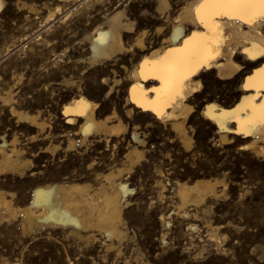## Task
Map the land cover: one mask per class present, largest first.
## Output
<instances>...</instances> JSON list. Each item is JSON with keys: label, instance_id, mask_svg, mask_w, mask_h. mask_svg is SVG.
Masks as SVG:
<instances>
[{"label": "rangeland", "instance_id": "374dc122", "mask_svg": "<svg viewBox=\"0 0 264 264\" xmlns=\"http://www.w3.org/2000/svg\"><path fill=\"white\" fill-rule=\"evenodd\" d=\"M1 1L0 93L13 89L14 93L11 92L17 99L13 105L33 113L40 110L41 118L46 123L43 130L39 131L35 127H28L14 119L11 105L0 101V138L4 134L7 139L16 135L17 146L19 144L18 147L23 149L22 155L29 159L21 172H0V189L8 197L13 193L14 205L23 206L31 201L33 189L38 184L66 180V177L90 180L91 184H95L96 173L106 171L112 165H120L124 151L133 143L132 128L135 124L138 126L139 138L146 141L141 146L144 148V159L135 164L131 172H124L122 176L131 192L126 195L128 204L123 208L127 235L120 245L98 230L90 231L94 236L85 238L83 232L80 236L70 225L50 226L40 223L41 226L34 222L23 226L20 214L9 216L3 212L4 216L0 218V264H136V261L139 264L144 261L145 264H264V159L237 148L244 141L241 134H237L231 144H218L215 140L218 138L216 125L208 119L204 120L201 113L204 104L211 101L226 107L236 104L241 94L236 84L244 79L246 71L251 68L243 62L246 67L234 81L218 79L212 69L202 70L199 76L202 88L191 100L196 111L188 122V131H191L194 139L188 150L170 130L168 122L158 121L152 111H141L134 104V116L123 117L127 123L125 133L104 138L93 133L80 145L78 140L81 132L78 127L81 120L73 125L68 124L61 112L62 104L72 92L60 85L59 92L65 95L60 96L49 89V84L48 90H44L41 84H34L31 79L39 72V64L53 55H62V60L71 54L87 55V42L79 41L83 31L122 5H129L126 12L135 21L136 30L143 28L147 31L146 43H158L161 35L156 33V29L161 17L153 12L155 0H113L99 10L90 9L88 18L84 13L87 8L85 1L89 0ZM22 2L26 6L20 5ZM171 3L172 7L178 5L177 0H171ZM56 4L62 5L58 15L47 21L49 9ZM27 6H33L32 10ZM132 38L127 37L126 42L130 43ZM70 42L77 45L76 49L68 47ZM27 57L31 59L27 60ZM130 58H133L132 55L126 53L127 61ZM239 61L242 62V59L239 58ZM49 66L52 64L49 63ZM118 66L117 74L123 76ZM69 67L76 70V67L62 63V68ZM93 70L90 68L89 71ZM82 74L84 72L73 75V78L77 80L83 77L88 86L86 93L98 101L101 115L109 113L113 106L124 115L127 83L116 86L108 94L106 86L101 88L96 85L102 73L93 71L86 76ZM32 135L35 138L31 141ZM69 137L76 141L72 150L67 149ZM53 143L59 145L54 153L41 151L47 145L52 147ZM88 162L94 165L87 168ZM199 176L223 179L225 187L219 184L216 195L201 200V203H188L185 209L189 214L186 217L178 209L175 184ZM158 179L164 183L165 190L156 183ZM195 211L196 217H193ZM161 214L164 217L170 214L166 218V221L170 220L168 225L160 219ZM190 223L196 225L195 230L189 227ZM212 232L216 238L210 237ZM163 234L164 240H160ZM110 241L113 245L106 246ZM117 248L122 252L119 253ZM127 257L128 261L125 262Z\"/></svg>", "mask_w": 264, "mask_h": 264}, {"label": "bare ground", "instance_id": "6f19581e", "mask_svg": "<svg viewBox=\"0 0 264 264\" xmlns=\"http://www.w3.org/2000/svg\"><path fill=\"white\" fill-rule=\"evenodd\" d=\"M103 1L106 2L103 3ZM112 1H85V8L87 7L85 17L88 18L90 15V9L99 10ZM177 2L178 5L172 7L171 0H155L153 12L161 17V23L156 29V33L161 35L158 43L155 41L146 43L147 31L143 28L136 30L135 21L126 12V7L129 5H122L110 13L105 15L103 13L102 19L92 23L83 31L82 36L79 35L80 38L77 37L79 41L87 42V55L71 54L63 60L60 58L62 55H53L46 61L44 60L45 62L43 61L41 65L39 64L41 68L38 69L39 72L35 78L31 79V82L41 84L44 90H48L49 84V89L58 92L60 96H65L59 92L60 85L66 86V90L72 92L69 99L62 104L61 112L68 124L73 125L78 123L79 119L81 120L78 127L81 132V138L78 140L80 145L85 143L87 137L93 133L103 135V138L125 133L127 123L124 122L123 117L132 118L134 116L135 108L132 106L134 104L139 106L141 111H152L158 121L168 122L170 130L178 137L181 145L188 150L194 140L191 131H188V122L196 111L191 100L202 88V81L199 78L202 70L212 69L218 79L234 81L238 73L248 66L251 70H247L244 79L236 84L237 90L241 92L238 102L232 106L227 104L229 107H226L211 101L204 104L201 113L204 120L208 119L216 125L218 138L215 140L218 144H231L235 141L236 135L241 134L244 141L239 143L237 148L256 158L264 159V16L245 13V18L241 19L231 14L215 15L214 13L218 11L231 10L211 6L201 7L203 0H177ZM1 5L0 0V7ZM20 5L26 6V3L22 2ZM27 7L31 10L33 8V6ZM53 7L48 8L47 21L48 18L52 19L56 16L62 5L56 4ZM59 19L62 20V18ZM127 37H133L130 43L126 42ZM72 42L68 47L76 49L77 45ZM126 53H130L133 58L127 61ZM26 59H31V57ZM243 62L246 66L242 64ZM49 63L52 66H49ZM62 63L72 65L76 67V70L70 67L64 69ZM117 65H119V71L124 73L123 76H118ZM87 66L88 68L84 69ZM90 68L103 74L96 85L101 88L106 86L108 94H111L116 86L127 83L123 102L124 115H121L113 105L109 113L101 115L98 110V101L91 99L86 93L88 86L83 77L77 80L73 78V75H81L84 72L86 76L93 72L89 71ZM12 90L9 88L0 93L1 103L11 105V114L17 121L25 123L28 127H35L38 131L43 130L46 123L41 118V111L33 113L16 108L13 103L17 99H14ZM137 128L136 124L132 128L133 143L128 149L126 148L127 150L125 149L123 160L119 159L120 165H112L103 172L97 171L95 184H91L90 180L80 181L71 177H66V180L38 184L33 189L31 201L23 206L14 205L13 193L8 197L0 189V218L4 216L2 213L6 212L9 216L20 214L23 226L32 225L34 222H38L41 226L40 223L50 226L70 225L80 236L83 232L86 235L85 238L94 236V233L90 234V231L96 230L97 232L98 230L108 239H115L120 245L127 235L123 208L128 204L126 195L131 192L122 176L124 172H131L133 166L145 156L144 148H141L144 140L139 138ZM190 128L193 131V127L190 126ZM34 138L35 135H32L31 141ZM0 140V172H21L29 159L22 155L23 149L18 147L19 144L17 146V136L13 134L11 139H7L4 134ZM75 143V139L69 137L66 143L67 149H74ZM57 149H59L58 143L52 147L47 145L41 151L54 153ZM92 164L94 165L88 162L87 168H90ZM159 179L156 183L162 190H165L164 183ZM219 184L225 187L224 180L215 178V176H199L191 181H178L175 186L179 198V211L181 210L183 215L188 217L189 212L185 209L186 205L215 196ZM192 214L196 217V211ZM169 215L167 217H170ZM167 217L163 214L160 216V219L166 223L165 225H168L170 221H166ZM189 227L194 229L196 225L190 223ZM210 237L216 238L215 233L212 232ZM161 239L164 240V234L161 235ZM111 241L109 244L106 242L108 245H105L111 247L113 245ZM117 249L119 253L122 252L120 248ZM127 261L128 257L125 262ZM144 262L142 264H145ZM136 264L139 262L136 261Z\"/></svg>", "mask_w": 264, "mask_h": 264}, {"label": "snow or ice", "instance_id": "6c2138e0", "mask_svg": "<svg viewBox=\"0 0 264 264\" xmlns=\"http://www.w3.org/2000/svg\"><path fill=\"white\" fill-rule=\"evenodd\" d=\"M211 6L218 9L231 11L216 12L215 15H236L237 18H245V13L264 16V0H203L201 7ZM199 12V9H198Z\"/></svg>", "mask_w": 264, "mask_h": 264}]
</instances>
